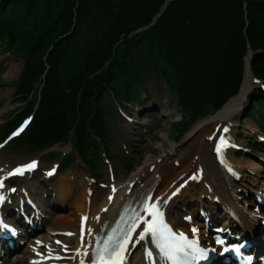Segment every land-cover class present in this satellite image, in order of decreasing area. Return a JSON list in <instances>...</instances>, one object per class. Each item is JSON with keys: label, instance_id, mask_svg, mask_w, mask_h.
Here are the masks:
<instances>
[{"label": "trees", "instance_id": "trees-1", "mask_svg": "<svg viewBox=\"0 0 264 264\" xmlns=\"http://www.w3.org/2000/svg\"><path fill=\"white\" fill-rule=\"evenodd\" d=\"M79 1H75L74 7L81 8ZM164 1L126 0L125 3L123 0L122 8L124 7V12L128 15L121 20L123 26L119 25L120 19H118L114 31L106 32L96 47L88 53L85 63L89 64V67L91 54L95 52L96 55H99V58L96 59L93 78H86L84 70L68 74L66 79L67 99L64 106L74 98L71 96L76 92V89L82 87L92 92V95H87V97H96L97 101L101 98V93L97 91L98 83L103 79L106 80L103 75L105 70L108 71V75L114 72L113 67L116 63L114 47L122 35H124L123 42L132 40L134 42L133 49L142 54L148 53L145 43H148L149 38L159 40L168 49L166 50L175 65H177L175 57L178 58L182 54L188 55V59L192 63L190 70L194 75L196 87H210V101L214 103L222 101L227 95V91L234 88L238 76H240L242 54L246 49V35L251 40L254 49H264V24H262L264 22V0H245L244 2L242 0H173L153 26L143 33L129 37L128 35L137 28L145 26L153 20L161 10ZM87 4L90 10H81L79 16L74 15L70 20L72 24H75V28L74 36H72L73 34L72 37L68 36V41L73 39L74 42H78V38L83 33H75L76 31L84 32L88 27L94 25L102 28L105 22L104 15L114 18L119 16L118 13L110 12L103 0H88ZM176 5L182 7L179 9L181 13L179 18L175 12ZM74 7H71L69 0H37L29 13V16L32 15V17L28 18L30 25L27 31H33L31 38L36 37L35 26L45 31L46 35L53 31H56V36L60 32H66L67 27L55 30L52 24L54 21H58V16L61 18L60 15L68 13ZM188 14L191 19L188 22H182L181 18H186ZM247 21V31H243ZM42 26H45V29ZM189 31L194 34L198 31L197 49L189 48L188 45L183 46L182 41ZM55 34L50 43L56 37ZM76 51L81 54L82 48L77 46ZM263 56L264 53H257L254 56V66L258 74H264L261 69L264 65V58L261 60ZM102 58H105V61H102ZM72 60L73 58L70 56L66 67ZM210 83L213 85L210 86ZM74 96L81 98L83 95L78 92ZM31 136L29 133L27 137Z\"/></svg>", "mask_w": 264, "mask_h": 264}, {"label": "rangeland", "instance_id": "rangeland-1", "mask_svg": "<svg viewBox=\"0 0 264 264\" xmlns=\"http://www.w3.org/2000/svg\"><path fill=\"white\" fill-rule=\"evenodd\" d=\"M75 1L76 0H69L71 7H74ZM87 1L88 0H80L79 5L81 6V8H78V6H75L74 9L71 8L70 11H68V13H64L60 15L61 18H59V20L56 21V28H58L60 21H61L62 25L67 26L71 30L74 27V25L70 22V20L73 19L74 15L79 16L81 10H87V11L90 10L89 5L87 4ZM242 1L244 2L245 0H242ZM103 3L110 12L116 13V14L118 13L119 16L117 18H114L113 16L108 17L107 15H104L105 22H104V26L102 27V29L99 26L94 25L84 30L82 36L79 39V44L82 42L81 39L83 38L84 39L83 42H85L86 44L85 51L87 50V52L93 46L95 47L96 43L93 40L94 38L103 37V33H106L108 31H114L115 26H117L118 19H120L119 25L123 26V24L121 23V20L124 17L128 16L124 12V7L122 8L123 0H103ZM125 3H126V0H125ZM1 6L3 8L7 5H1ZM179 9H182V7H179L178 5H176L175 12L177 14V18H179L181 14ZM242 9L243 11L245 10L244 4H243ZM26 11H27V5H24L23 7H21L20 5H17L14 8L8 6L6 9L5 17L9 16V18L10 17L16 18V16H20L21 14H23V16L25 17L24 14ZM190 19H191L190 14H188L186 18H181V21L188 22ZM17 26L18 28L20 27L18 25V22H17ZM42 27L45 29V26H42ZM27 28L28 27H26V29ZM26 31L27 30L22 29L20 38L15 36V39H16L15 41H11L12 35L10 33H5L6 35L3 34L0 36L1 38H3V41L2 42L0 41V65H1V68H0V128L2 124L4 123L5 117L9 115L10 113H12L14 109L18 106V104H20L19 102H21L24 99L23 96H20L19 97L20 101L17 103H14L13 102L14 93L11 97L9 95L11 94L13 90L12 85H14V83L12 81L19 78L21 70H22V62H21V58L19 54H21L23 51L31 52L33 47L36 46V44L31 39V35L27 33L24 34V32ZM38 32L40 33V35H43V34L45 35V32L41 30V28H38ZM198 35H199L198 31H196V34H194L191 31L187 32L186 36L184 37L185 39H183L182 41L183 46L188 45L189 48L195 47L197 49L198 38H199L197 37ZM27 36L29 38L27 40H24V38ZM72 36H74V33ZM9 37H10V40H9ZM154 37H158V36H154ZM10 50L12 51V54L8 52ZM42 50H45V46L43 44H41V48H40V51ZM15 52L19 54L15 55L14 54ZM138 53H140V51H138ZM120 54H121L120 59L124 61L125 65L126 66L130 65L131 64L130 58L133 56V51L130 52L128 50L127 43H125L121 47ZM91 57L92 58L90 59L91 61L90 67H89V64L87 63L84 64L82 67V70L85 71L83 73L88 79L94 76L95 74L96 59L99 58V55H96V53L94 52L91 54ZM175 59H176L177 64H179L183 70L187 72L189 71L190 65L192 64L188 59V55L182 54V55H179L178 58L175 57ZM102 61H105V58H102ZM9 64H18V68L20 69L19 74L17 76H14L11 79H8L4 76L5 71H6V66ZM76 65H71L70 68H66L63 74L64 80L67 79L66 74L69 73L72 70V68H74V71L77 69L78 65L77 66ZM156 79L154 80L159 85V92H160V95L162 96L163 103L165 106H167L166 108H169L168 111H163V116H161L162 118L164 117L163 123H165V126L162 129H160L157 133L152 134L153 136H151L150 138L146 137L144 141L138 139L137 132L140 129H142L144 133H147V131L152 128V125L154 124L156 120L153 115H149L148 117L138 118L140 116H146V115H143L142 110H141L142 105L140 106L138 102L132 103V104H122L124 110L128 114L136 118L135 119L136 121H133V122L127 121V122H124L123 124L120 123L119 126L115 125L114 129L111 131V138L108 141L107 146H105V150L104 149L100 150V154L103 156V158L105 156L104 155L105 152L110 156L111 163L113 164L111 166L114 167L116 176L118 177L119 180H125L126 178H128L130 174L129 168H127L128 165L130 164L134 165L135 163H141L142 161L143 162L146 161L147 158L151 155L149 151L156 152L155 155L160 153L161 145L164 144L165 142V136L162 134L163 132L164 133L169 132L170 137L174 141H177L175 140L176 132H175L174 125L172 124V121L176 120L180 114L178 97L171 96L168 85L164 83L162 80H159L158 78ZM1 83L4 85H2ZM78 92L83 95L82 98L88 101V103L78 102L80 104L76 106L77 97H75L74 95L77 94ZM87 95H92V92H89L87 89H84V87L76 89V92L72 94L71 96L74 98L68 103L69 105H72L71 108H69V110L64 109L65 112L60 113L58 115L59 118H62L61 121L57 118H53L50 120L51 124L54 127L59 128L61 123H66L69 126H71L72 124H74V120H77V126L82 122L84 124H87L93 121V119L95 118V114L93 110L94 105L90 101H92L94 97L92 96L89 98L87 97ZM48 98L52 99V97H48ZM41 113L43 114L44 112H41ZM167 114H168V117H167ZM118 120L119 118L117 117L116 121ZM160 121H162V119H160ZM119 131H123L124 133L131 131L132 133H131V136H129L128 134H123L119 136V140L115 141L113 135L114 133H118ZM53 151H56V153H67V154L73 153V159L75 163L74 171H69L65 175H61L60 177L70 176V177H74L77 181H80V182L86 181L90 184H92L93 182L96 183V184H93V186H95L94 193L97 198L95 204L96 205L99 204L100 203L99 197L101 196V194L99 195V192L101 191L103 192L105 190L103 187L104 184L110 183V180L115 177L113 174H108L110 173V171H108L107 169V164L97 167L96 170L97 171L99 170V172H97L96 170H91L88 167V165L84 161H82L72 151V148L70 145L54 147ZM123 151L128 155V158L126 161L124 159H119L118 154H122ZM38 155L42 156L43 158L44 168L48 167L50 164H46V163H50L47 157L49 154L47 155L46 152H40ZM248 157L251 160H257V161L262 160L264 158V151H257L254 154H250ZM140 158L142 159L140 160ZM190 203H192V201ZM73 209H74V204H68L64 209L61 210L60 216L63 219H65L66 216L72 217V215L70 214V211Z\"/></svg>", "mask_w": 264, "mask_h": 264}, {"label": "bare ground", "instance_id": "bare-ground-1", "mask_svg": "<svg viewBox=\"0 0 264 264\" xmlns=\"http://www.w3.org/2000/svg\"><path fill=\"white\" fill-rule=\"evenodd\" d=\"M248 70L249 67H247V71ZM19 72L20 69L18 68V64H9L6 66V71L4 76L8 79H11L14 76H17ZM246 89H247V78L245 79L244 82L243 91H245ZM243 91H241L240 96L238 98H241ZM238 102L239 99H235V101L233 100L229 101L227 107H225L224 110L220 111L218 115L215 117L216 120H218L217 119L218 117H221L233 121L235 123L233 129L235 133L238 130V120L236 119L237 112L239 110V107L237 108ZM241 119L244 123L249 122L246 116H243ZM206 129L208 131V128ZM205 132L206 131H203L202 134L200 133L197 136L188 137V139L183 143L184 146L183 151L176 155L180 158V160H176L174 163L169 162V160H172L174 158V154H173L174 144L171 145V140H169L168 142L170 143L171 147H169V150L164 155H157L148 158L145 165L138 172L133 174V176L128 181L126 182L124 181L119 185L117 184L114 185L112 187V190L107 195L106 193L108 189H106L101 198L103 199V201L100 203V205L96 206L95 208H93L92 206V202H93L92 199L87 195L88 192L87 186L85 184H80V186L76 187L80 195L74 202L75 210H73V212L75 213V215H77V217L73 219L74 222L72 221V219H70L71 222L69 223H62L60 221L59 225L55 226V230H62L70 225L79 227V225H81L85 221L86 222L84 224L91 225V223L93 222V218L96 215L105 212L107 209H109L108 214H111V212L114 210V207H117V205L121 204V201L124 200L125 197H127L129 191H131V194L134 192H141L147 190L151 186V187H156L157 190L156 193L159 194L170 189L171 190L170 194L172 195L173 192H176L177 190L176 188L178 186V183H176V178L180 174L188 171L192 166V164L196 163L197 159L193 160V157L197 154L200 148L202 142V135H204ZM163 158L165 159L164 161ZM240 163L238 162L237 165H239ZM256 164L257 162L253 163L252 169L257 171ZM157 174L159 175V177H157ZM218 176L219 177L215 178V180L220 179L221 182L225 183V186L221 188L222 193L216 190L210 191L209 189H204L202 185H194V183L182 184L179 187V189L182 190L180 193L181 196L179 197L180 195L179 194L177 197L174 198V195H172L174 203L177 201L178 197L180 199L184 197V195L186 194L193 193L197 195L198 190H204L203 191L204 193L211 194L219 198L222 197L224 199H227L228 191L226 186L228 185V182L222 174L219 173ZM52 179L50 181H52L55 185H59L62 189L59 193L61 200H66L68 195L71 193V191L74 190L75 184L72 183L70 179H66L65 182H62V179L59 178L60 182H58V184L56 179L55 180ZM139 179L141 180L142 182L141 184L143 185V187H139V183H137L134 187V190L131 189L132 182H135ZM155 179H159L157 186L155 183ZM212 182L214 183L213 178H212ZM36 183H38V180L33 182L32 184H36ZM90 199H91V203H90ZM172 204L173 202L169 205V213L173 211L171 210ZM175 212L178 215L177 218L175 219V223L181 222L182 224H184L182 220V214L180 213V211H175ZM90 213H91V217H90ZM115 215H113L112 217H106L105 214H103V216L99 215L98 221H101L102 219L103 220L113 219ZM84 217H87V219L86 220L83 219ZM86 238L89 239V235H87ZM140 263H141V259L138 257L132 259L131 261V264H140Z\"/></svg>", "mask_w": 264, "mask_h": 264}, {"label": "snow or ice", "instance_id": "snow-or-ice-1", "mask_svg": "<svg viewBox=\"0 0 264 264\" xmlns=\"http://www.w3.org/2000/svg\"><path fill=\"white\" fill-rule=\"evenodd\" d=\"M26 124L27 122H25V126ZM227 130V128L223 129L225 132ZM22 131L23 127H21L16 133H13V135H19ZM227 146V140L221 138V143L217 147V151L220 152L222 148ZM36 167L37 162L32 161L27 165L18 167L13 173H10V175H23L26 171H32ZM54 171L55 169L50 171L48 175H52ZM2 187L3 184L0 183V188ZM178 191L179 189L176 190V192ZM176 192H173L172 195H176ZM0 199H2V197H0ZM163 203L166 204L167 200H164ZM145 210L148 212L151 219H144L142 221L145 227L139 233L136 242L145 239L147 236H151L152 242L157 246L160 254L167 262H169V264H181V255H189L186 248L192 250V252L199 251V258L204 257L205 253L196 248L183 233H176L169 227V225L165 222L161 204L153 202L150 206L146 207ZM83 219L86 220L87 217H84ZM186 219L190 220V218ZM136 227H138V225H133L129 231L134 232ZM196 231V229H193V233ZM57 243H59V241ZM129 243L134 242L132 241V237L127 234H125L119 241L114 240L113 237H109L103 242V246L98 249L96 259L93 261V264H124L125 253L128 251ZM151 255L152 253L148 252V256L151 257ZM81 264H83V261H81Z\"/></svg>", "mask_w": 264, "mask_h": 264}]
</instances>
